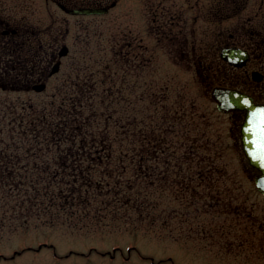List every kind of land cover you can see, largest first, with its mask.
Instances as JSON below:
<instances>
[{"label": "rangeland", "instance_id": "rangeland-1", "mask_svg": "<svg viewBox=\"0 0 264 264\" xmlns=\"http://www.w3.org/2000/svg\"><path fill=\"white\" fill-rule=\"evenodd\" d=\"M132 1L121 0L104 14L70 17L69 51L61 58L60 70L46 79V90L0 89V97L34 104L49 100L78 72L97 71L112 62L122 39L134 35ZM151 43L146 36L144 46ZM131 48L145 53L146 61L136 66L129 56L123 90L131 99L130 113L138 125L150 122L154 134L172 144L175 157L169 171H181L165 179L162 206L154 213L177 209L179 218L166 213L162 229L158 219L152 228L138 230L71 231L59 225L17 230L0 237V264H264V195L255 187V172L242 170L246 160L229 138V117L203 96L193 71L175 62L167 47L140 49L132 41ZM200 147L209 154L202 162L195 157ZM206 167L220 171L201 174L199 168ZM191 173L192 180L187 177ZM188 186H195L196 194ZM213 195L221 197L219 202Z\"/></svg>", "mask_w": 264, "mask_h": 264}, {"label": "trees", "instance_id": "trees-1", "mask_svg": "<svg viewBox=\"0 0 264 264\" xmlns=\"http://www.w3.org/2000/svg\"><path fill=\"white\" fill-rule=\"evenodd\" d=\"M119 58L116 49L112 62L78 72L49 100L0 97V237L46 225L149 229L158 219L162 229L166 213L179 218L177 209L154 213L165 179L181 171H169L172 144L131 114L123 89L132 59L119 68Z\"/></svg>", "mask_w": 264, "mask_h": 264}, {"label": "flooded vegetation", "instance_id": "flooded-vegetation-1", "mask_svg": "<svg viewBox=\"0 0 264 264\" xmlns=\"http://www.w3.org/2000/svg\"><path fill=\"white\" fill-rule=\"evenodd\" d=\"M120 1L0 0V81L12 80L1 88L30 90L34 83L56 74L50 70L59 60V48L68 45L69 18L84 15L72 11L112 3L116 6ZM132 16L134 35L122 39L118 47L121 60L130 56L137 64L146 61L145 53L132 51V41L140 49L165 46L175 62L193 71L201 93L216 108L218 98L229 92L264 108V0H133ZM146 36L152 39L150 46L143 44ZM219 112L229 117V138L246 160L242 170L258 173L242 148L241 125L248 110ZM263 124L262 117V140ZM201 149L195 150V157L202 161L209 154ZM205 170L220 171L212 167Z\"/></svg>", "mask_w": 264, "mask_h": 264}, {"label": "water", "instance_id": "water-1", "mask_svg": "<svg viewBox=\"0 0 264 264\" xmlns=\"http://www.w3.org/2000/svg\"><path fill=\"white\" fill-rule=\"evenodd\" d=\"M106 10V8L80 9L76 12L101 13L105 12ZM67 51L68 48L63 46L59 52V55H65ZM58 67L59 63H56L53 66L52 72L57 71ZM44 87V83L34 86V88L38 91L42 90ZM220 98L223 100L222 104H219L218 106L221 110H229L234 108L248 110V117L242 125L243 148L250 163L260 170V174L255 176L254 181L257 189L264 194V139H261V133H259V125H261L262 117L264 119V110L259 106H254L246 97L234 92L226 93ZM225 99L229 100L230 105H224L226 101ZM252 127H256V129H252Z\"/></svg>", "mask_w": 264, "mask_h": 264}]
</instances>
